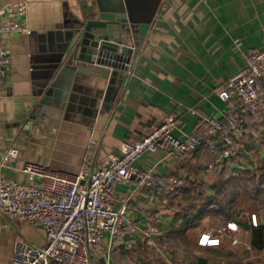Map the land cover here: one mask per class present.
<instances>
[{"label": "crops", "instance_id": "crops-1", "mask_svg": "<svg viewBox=\"0 0 264 264\" xmlns=\"http://www.w3.org/2000/svg\"><path fill=\"white\" fill-rule=\"evenodd\" d=\"M15 1L0 0V5ZM22 1L28 32L9 38L11 64L0 84V163L9 149L14 151L0 166V176L18 183L31 182L21 172L25 163L70 174L85 163L96 168L120 155V143L134 142L160 123L174 122L180 139L202 133L204 116L222 118L229 105L217 97L218 90L245 68L251 52L264 49V0H117L131 23L150 29L138 49L132 48L137 55L126 75L112 71L113 77L104 80L70 65L74 18L86 0ZM246 123L248 133L237 147L234 166L226 162L230 168L264 163V122L249 117ZM91 139L97 142L93 148ZM206 158L202 151L200 159ZM193 167L195 160L182 162L162 151L145 154L137 164L161 183ZM215 169L209 171L214 179ZM115 191L119 202L128 200L137 224L134 248L154 249L171 264L158 241L169 230V202L135 178ZM147 226L159 230L152 245L142 238ZM15 240L42 248L45 234L0 215V264H10ZM116 247L105 243L92 264H113ZM130 257L131 264L148 260L142 251Z\"/></svg>", "mask_w": 264, "mask_h": 264}, {"label": "built area", "instance_id": "built-area-1", "mask_svg": "<svg viewBox=\"0 0 264 264\" xmlns=\"http://www.w3.org/2000/svg\"><path fill=\"white\" fill-rule=\"evenodd\" d=\"M26 13L27 3L22 0L0 5V84L7 80L11 64L9 38L28 32ZM217 97L229 105L222 118L204 116L200 135L180 139L175 134L176 124L164 122L134 142L120 143V155L108 158L96 168L85 163L79 173L70 174L25 163L21 172L31 179L30 183L0 176V215L10 221L29 223L45 234L42 248L15 240L10 264H89L90 258L100 252L105 243L109 248L134 249L137 224L128 200L118 201L115 186L125 185L135 178L141 187L158 192L170 202L176 190L186 185L185 181L170 178L161 183L150 170H139L137 164L145 154L162 151L175 158L192 157L202 145H206L211 154L219 146L216 163L229 161L246 135L244 116H264V49L249 54L245 68L226 81ZM96 145L91 139L90 148ZM13 156L14 151L9 149L0 166ZM252 222L255 224L254 216ZM227 228L232 232L237 230L231 222L227 223ZM142 234L143 240L152 245L151 239L159 230L147 226ZM218 242L217 237L203 232L197 244L210 247Z\"/></svg>", "mask_w": 264, "mask_h": 264}, {"label": "trees", "instance_id": "trees-1", "mask_svg": "<svg viewBox=\"0 0 264 264\" xmlns=\"http://www.w3.org/2000/svg\"><path fill=\"white\" fill-rule=\"evenodd\" d=\"M249 117L264 122V116L260 114L245 115L246 135L248 133L246 122ZM200 133L193 135H200ZM241 141L237 147L241 146ZM216 149V152L211 154L207 146L202 145L192 157L176 158L182 162L195 160V167L170 176V178L184 180L186 183L184 187L176 190L168 203L170 205L169 230L165 235H160L158 240L159 247L170 256L171 264H209V261L215 264H257L263 260L264 163L247 170L230 168L227 161L219 167L220 163H216L220 155L219 146ZM202 151L208 155L205 161L200 159ZM237 155L235 151L230 158L229 163L233 166ZM211 164H214V169L216 168L215 179L210 174H205L212 171L213 168H209ZM252 216L255 217V224L252 222ZM229 222L236 225V231L227 229L226 224ZM216 224L224 229L223 233H217L220 228L216 231L215 228L207 227L210 225L213 227ZM208 229L213 230L212 235L217 236L219 242L215 246L201 247L197 244L198 236ZM235 234L241 235L247 242L242 243L241 247L236 246L240 245V241ZM234 239H237L236 244H232ZM118 247L114 249L113 264H131L130 252L139 251L148 258L146 264H166L154 249L137 247L126 251L124 247ZM198 252L205 257H197ZM253 256L254 259H251ZM121 259L127 262H122ZM89 264H92L91 258Z\"/></svg>", "mask_w": 264, "mask_h": 264}, {"label": "water", "instance_id": "water-1", "mask_svg": "<svg viewBox=\"0 0 264 264\" xmlns=\"http://www.w3.org/2000/svg\"><path fill=\"white\" fill-rule=\"evenodd\" d=\"M86 2L74 18L70 65L75 66L77 72L104 80L113 77L112 71L115 76L125 74L131 58L137 55L132 48L138 49L150 25L131 23L125 5L117 0Z\"/></svg>", "mask_w": 264, "mask_h": 264}, {"label": "rangeland", "instance_id": "rangeland-1", "mask_svg": "<svg viewBox=\"0 0 264 264\" xmlns=\"http://www.w3.org/2000/svg\"><path fill=\"white\" fill-rule=\"evenodd\" d=\"M205 174L206 175H208L209 173H206L205 172ZM221 198H223L222 196H221ZM207 226V225H206ZM208 228H215V230L217 231V229L218 228H220L218 231H217V233H219V232H221V233H223L224 232V229L222 228V227H220L218 224H216V225H214L213 227H212V225H210V227L209 226H207ZM226 227H227V224H226ZM228 229V228H227ZM229 230V229H228ZM205 232H208V233H210L211 235L213 234V230H211V229H208V230H206ZM202 234V232L200 233V235ZM199 235V236H200ZM199 236H198V238H199ZM235 236L237 237V239H239V241H240V245H236V246H242V243H245V242H247L243 237H241V235H238V234H235ZM217 237V236H216ZM234 238V237H233ZM237 239H234V240H237ZM263 256V260L261 261V262H257V264H259V263H261V264H264V255H262ZM255 263V262H254ZM256 264V263H255Z\"/></svg>", "mask_w": 264, "mask_h": 264}]
</instances>
